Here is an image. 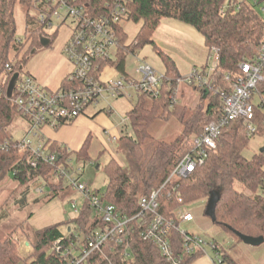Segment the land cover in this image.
<instances>
[{
	"label": "trees",
	"instance_id": "obj_1",
	"mask_svg": "<svg viewBox=\"0 0 264 264\" xmlns=\"http://www.w3.org/2000/svg\"><path fill=\"white\" fill-rule=\"evenodd\" d=\"M36 1V10L44 12L49 5L45 0H0V76H6L0 82V146L4 142H14L7 132V125L19 113L13 103L15 88L22 70L25 56L21 62H14L10 54L17 57L22 51V43L15 40L14 8L17 4L30 6ZM74 5L82 6L92 16L105 14L107 4L111 0H69ZM50 6V5H49ZM127 17L124 21L141 23V27L130 45H126V36L122 26L115 29L118 39L116 61L101 63V67L112 65L121 75L125 73V58L134 54L144 44L155 46L154 34L164 19H172L193 27L203 38L204 46L218 52V63L211 77V88L204 99V89L194 88L200 93V104L193 109L178 104H171V92L164 88L157 99L137 98L128 113L132 131L131 136H123L119 140V152L127 162V169L121 167L115 159H110L104 166L107 176L106 189L100 195L101 200L115 206L119 212L133 215L138 211L137 201L157 190L173 170L180 158L190 149L193 139L200 136L203 128L210 122L218 120L221 115V98L215 89L230 91V86L239 74V64L256 58L258 49L264 41V19L255 7L247 0H126ZM44 10V11H43ZM30 45L40 46V38H48L51 48L59 29L47 35L44 27L36 22V17L27 16ZM27 43V42H26ZM35 53V52H34ZM157 54L162 58L165 75L171 79L178 77L173 60L162 51ZM6 65L11 68L6 70ZM202 68H205L202 67ZM226 73H230L229 81H225ZM9 78H12L9 81ZM72 83L65 78L61 89H67ZM257 93L264 97V82L257 88ZM174 118L182 127V133L173 142H157L151 139L149 128L157 120L167 121ZM253 123L256 134L264 132V99L254 106ZM251 137L246 135L240 122L230 124L222 131L217 147L209 159L193 174L180 183L183 205H189L208 199L213 191L219 192V200L215 208L214 224L233 234L264 239V153L245 159L242 155ZM51 151L58 152L60 159L71 155L56 144H49ZM17 151L0 150V180L11 173L19 185L25 186L24 196L30 186L38 184L41 179L50 185L56 194L62 187L63 179L49 166L32 169L20 158ZM77 160L89 161L88 145L85 144L75 154ZM52 173V174H50ZM57 178L58 184H49V178ZM240 188V189H239ZM25 199V198H24ZM22 200V204L25 200ZM160 212L165 217L171 216L176 202L161 197ZM3 209H0V212ZM92 209L85 203L78 212L77 227L91 230L96 221L89 224ZM2 218V215H0ZM92 218V217H91ZM89 224V226H88ZM72 231L75 229L70 228ZM71 233V232H70ZM64 235H70L53 226L35 234V242L31 245L32 255L22 258L13 234L0 239V264H66L65 257L52 251L53 243ZM175 251H180V236L173 234ZM108 250V249H107ZM106 249L104 253L110 255ZM123 248L115 246V252ZM130 264H161L162 259L156 247L150 243L135 239L131 245ZM224 262L232 264L228 256ZM192 257H185L182 264H189ZM86 264H104L100 254L93 255ZM125 264V263H124Z\"/></svg>",
	"mask_w": 264,
	"mask_h": 264
},
{
	"label": "built area",
	"instance_id": "obj_2",
	"mask_svg": "<svg viewBox=\"0 0 264 264\" xmlns=\"http://www.w3.org/2000/svg\"><path fill=\"white\" fill-rule=\"evenodd\" d=\"M45 1L51 6L52 0ZM247 1L251 2L256 11L259 9L264 13V7L259 6L264 0ZM73 3L57 0L54 7L39 12L36 17V22L44 27V31L54 32L70 21L72 28L63 54L71 65L67 79L72 86L52 91L30 75L19 77L13 103L19 115L26 119L28 130L22 139L14 140L13 143L4 142L0 146L2 151L13 149L23 155L26 165L32 169L43 165L51 167L70 187L82 194L85 203L92 209V223L96 221V226L89 231L79 227L73 231L68 228L70 235L58 238L53 243L52 251L67 258L66 264H86L95 254L101 255L104 264H130L131 245L138 239L156 247L162 259L161 264H182L185 257L204 254L206 245L216 252L214 264H223L224 257H220L217 245L180 229L179 222L191 223L194 220L192 214L184 210L180 183L209 159L222 131L230 124L240 122L248 137L256 134L257 129L253 123L255 104L252 100L258 86L264 82V41L254 60L239 64V74L229 92L219 88L214 90L221 98V117L203 128L163 184L148 196L140 197L137 201L138 211L128 215L101 200L100 195H95L92 189L80 182L79 177L85 166L76 164L73 167L72 155L60 159L58 152L49 149L43 129L57 130L84 115L89 107L100 103L108 106L110 100L119 97L157 99L162 90L167 88L171 92V104L174 105L178 103L180 84L205 91L213 90L210 79L217 68L218 52L211 48L205 68L194 67L187 75L175 79L158 74L147 64L138 67L136 77L120 75L114 79L103 78L104 69L108 65L101 67L100 64L116 58L119 45L115 29L127 17L126 0H111L107 4L106 13L99 16H92L82 6ZM26 30H29L28 25ZM10 69L6 65V70ZM230 77L231 74L226 73L225 81H229ZM161 197L177 204L170 217L160 212ZM73 207L78 213L75 203ZM173 234L180 236L179 252L175 251ZM115 246L123 248L122 252L116 253ZM105 249H108L110 255L104 253Z\"/></svg>",
	"mask_w": 264,
	"mask_h": 264
},
{
	"label": "rangeland",
	"instance_id": "obj_3",
	"mask_svg": "<svg viewBox=\"0 0 264 264\" xmlns=\"http://www.w3.org/2000/svg\"><path fill=\"white\" fill-rule=\"evenodd\" d=\"M260 1V0H258ZM57 0H52L51 6H45L44 10L49 11L50 7H54ZM36 1H33L30 6L26 4H17L14 8V21L16 27L15 40H20L22 43V51L14 57V53L10 54V58L14 62L20 61L24 55L25 60L22 61L23 68L19 71V76L22 77L27 71L32 73L29 69H35L39 64H43V54L51 52L57 44L63 39V36L72 28L70 21L60 26L58 35L54 38L50 49L30 45L27 41L29 30H26L27 16L35 18L39 14L36 10ZM260 7H264V2H261ZM43 10V11H44ZM44 11V12H45ZM258 15L264 19V13L257 10ZM123 32L126 36V45H130L135 39L141 23H134L132 21H124L121 24ZM172 29L180 34L183 38L191 39L195 44L201 48L204 47L203 38L193 27L172 19H164L160 23V30L154 35L153 40L155 46L144 44L142 47L135 50L134 54H129L125 58V69L127 73L136 77V70L141 64H147L158 74H165V66L162 58L157 54L158 50L165 54H173L181 57L186 62L191 61L185 52L183 45L173 43L169 40L166 29ZM47 35L53 31H45ZM27 42V43H26ZM36 52V53H34ZM43 57V59H42ZM65 59V58H64ZM113 58L112 61H116ZM66 60L63 61L66 64ZM12 78H9L11 81ZM6 76H0V82L4 83ZM178 105L186 106L193 109L200 104V93L185 84H180L178 87ZM264 97L256 93L253 97V104L258 105ZM136 99H129L127 97H119L115 100H110L108 111L111 110V115L108 121L113 125L116 136H120V130L125 123L128 125L126 112L132 107ZM107 104H99V107ZM90 108V107H89ZM28 123L25 118L16 115L13 120L7 125V132L16 140L22 139L23 132L27 129ZM182 127L176 122L174 118L167 121L157 120L153 122L149 128V135L152 140L157 142H173L181 133ZM26 131V130H25ZM128 134L132 133L128 129ZM103 139L107 136L103 135ZM108 147L103 148L102 141L92 134L88 145L89 161L77 160L76 156H72V166L76 164H83L85 167L79 180L86 184L90 189L96 190L102 194L107 185V176L103 169L105 164L110 159H115L120 163L121 167L128 170L127 162L121 155L119 150V142L107 143ZM264 148V132L255 134L249 141L247 148L242 155L245 159H251L255 155L261 154L260 151ZM19 155L18 158H20ZM77 161V162H76ZM118 163V164H119ZM52 174V173H50ZM49 184H58L57 178H49ZM46 181H41L30 186L27 194L24 196L25 186L19 185V182L14 180L11 173L7 174L3 180H0V239H4L8 235L13 234L18 246L21 257L27 258L32 255L31 245L35 242V234L43 230L57 226L63 232L68 228H76L78 213L75 212L73 203L78 212L83 209L85 199L80 192L63 180L62 187L56 194L50 190V185H46ZM41 192H39V190ZM240 189V188H239ZM25 198V199H24ZM25 202L22 204V200ZM207 199L200 200L195 203L185 205L184 210L191 213L194 220L191 223L179 222V227L182 231L199 236L206 240L207 243H212L220 249V257L228 256L232 264H264V243L252 247L245 245L240 241L235 234L226 231L220 226L214 224L206 215ZM92 217V216H91ZM90 217L89 224H92L93 219ZM88 224V226H89ZM204 254L194 255L189 264H214L216 252L212 250L209 245L204 247ZM229 264V263H223Z\"/></svg>",
	"mask_w": 264,
	"mask_h": 264
},
{
	"label": "crops",
	"instance_id": "obj_4",
	"mask_svg": "<svg viewBox=\"0 0 264 264\" xmlns=\"http://www.w3.org/2000/svg\"><path fill=\"white\" fill-rule=\"evenodd\" d=\"M162 28L163 31L164 28L166 29L167 35L169 36V40L171 42H178V44L183 45V47L186 49L185 52L191 60L189 62H186L184 59L178 57L177 55L166 54L173 60L178 76L182 77L187 75L194 67L202 68L206 66L209 50L205 46L201 48L191 39H185L180 36V34L176 31L167 29L164 26ZM158 31H161L160 25L154 35H156ZM69 35L70 31L68 30V32L63 36V39L57 44L53 51L43 54V64H39L35 69H29L32 73L27 71L24 75L32 76L41 85L49 90L55 91L61 88L62 81L67 78V76L71 72V65L68 63L63 54V50L69 38ZM64 60L67 61L66 64L63 63ZM125 73L128 76H132L127 73L126 69ZM120 75L121 74L112 65L107 66V68H105L103 72V78L106 77L114 79L119 77ZM132 107L126 112V119L128 123V113L130 112ZM107 109V105L102 107H99V105L90 107L85 111L84 115L80 116L72 123L62 126L57 130L45 128L43 129V134L49 144H56L60 148L69 151L73 157L77 152L81 150V148L85 144L89 145L92 134H95L102 141L103 148L106 149L108 147L107 143L113 144L115 142H119L121 137L130 136L128 134V129H130L131 131L130 123L128 125L124 123L120 130V136H116L115 134L110 133L114 132V127L108 121V116L111 115V110L108 111ZM25 130L27 131L28 127ZM25 130L23 132V135H25L26 133ZM103 135L107 136V139H105V141L103 139Z\"/></svg>",
	"mask_w": 264,
	"mask_h": 264
},
{
	"label": "water",
	"instance_id": "obj_5",
	"mask_svg": "<svg viewBox=\"0 0 264 264\" xmlns=\"http://www.w3.org/2000/svg\"><path fill=\"white\" fill-rule=\"evenodd\" d=\"M40 46L42 48H48L50 46V40L48 38H40ZM207 95V91L204 92L203 98L205 99ZM261 154L264 153V148L260 151ZM219 192L213 191L209 194L207 199V206H206V215L210 218V220L214 223L215 222V208L217 202L219 200ZM69 231V229H68ZM235 236L242 241L245 245L256 247L264 243V239L262 237L253 238L248 236H243L239 233H234Z\"/></svg>",
	"mask_w": 264,
	"mask_h": 264
}]
</instances>
